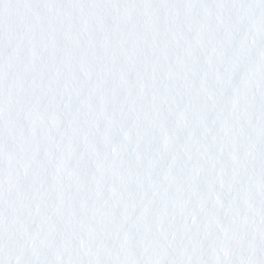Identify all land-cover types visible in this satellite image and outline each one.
Wrapping results in <instances>:
<instances>
[{
  "label": "snow or ice",
  "instance_id": "6c2138e0",
  "mask_svg": "<svg viewBox=\"0 0 264 264\" xmlns=\"http://www.w3.org/2000/svg\"><path fill=\"white\" fill-rule=\"evenodd\" d=\"M0 264H264V0H0Z\"/></svg>",
  "mask_w": 264,
  "mask_h": 264
}]
</instances>
